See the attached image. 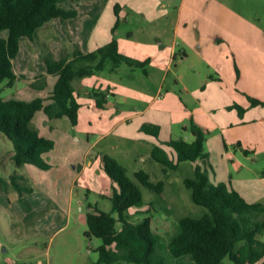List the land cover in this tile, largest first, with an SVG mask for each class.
<instances>
[{
  "label": "rangeland",
  "instance_id": "rangeland-1",
  "mask_svg": "<svg viewBox=\"0 0 264 264\" xmlns=\"http://www.w3.org/2000/svg\"><path fill=\"white\" fill-rule=\"evenodd\" d=\"M99 1L101 8L96 9V16L105 12L102 9L105 1ZM201 1L191 0L188 6L192 9L205 7L209 14L211 10L215 12V7L211 8L214 1L215 4L224 3L230 9H226V23L207 20V16L203 18L209 28L216 30L220 27L222 42L219 37H211L209 42L205 39L203 48L199 49L201 43H187L178 37V57L170 70L162 69L154 61L145 67L125 62L113 70L109 61L96 74L76 79L74 86L81 103L76 125L68 116L52 119L43 109L36 112L32 125L56 142L55 147L45 154L49 167L18 166L12 158L13 141L0 132V264H94L99 260L103 239L86 236V213L93 211L90 205L96 203L103 210H112V201L104 195L105 186L109 184L103 161L106 154L123 164L131 178L136 171L143 169L150 174L151 180L165 181L162 192L138 181L145 205L130 210L134 221L153 215L154 227L163 235V243H168L179 219L198 216L205 211L204 207L195 204L191 189L185 184V179L194 175L198 164L207 168L213 183L225 182L248 201L264 203V0ZM216 8L220 11L222 7ZM129 10L131 21L122 18L114 31L117 19L112 26L109 22V14H115L112 6L105 14L106 22L104 18L96 25L97 31L108 25L110 30L106 36L110 33L119 40L130 28L142 23L139 11L135 7H129ZM60 18L65 23L63 29L62 24L50 22L39 28L34 40L21 38L20 51L14 59L20 77L13 86L3 84L2 96L27 100L42 96L51 100L58 76L48 72L44 57L50 54L54 59H60L73 56L77 49L90 51L97 48L94 40L90 43L89 36L81 42L77 40L70 31L72 23ZM87 18L89 22L92 17ZM191 19L189 24L184 23V27L192 25ZM196 27L198 29V24ZM8 34L9 31L4 30L0 36ZM139 34L150 35L149 31ZM168 37L171 43V33ZM120 41L122 47H127L125 39ZM222 44L232 48V76L227 73L230 80L234 81L236 77L235 81L242 90H251L249 92L263 103L254 104L250 96L235 91L226 75L224 80L221 79L218 59ZM183 49L188 52L185 59L179 52ZM37 83L43 84V88L36 87ZM207 84L208 90L204 91ZM185 85L191 91H186ZM95 91L110 93L105 108L96 106ZM168 92V97L171 94L177 96V102L167 104L162 100L161 94L164 96ZM239 97L247 99L243 117L247 115L250 122L224 130L220 125L222 119L216 118V110L226 113L228 121L238 117L237 122L243 118L235 106L243 104ZM194 113L208 130L206 149L210 154L196 162L183 161L177 168L166 171L153 159L152 149L160 143L170 156L176 155L166 141L179 137L192 141L191 130L184 127L190 126ZM145 122L160 124L158 137L141 129ZM15 173L27 177L19 180L23 184H32L34 192H23L22 195L15 189L10 183L11 175ZM151 202L154 206L147 211ZM122 225L117 221V228ZM163 243L160 252L169 264L176 258L166 251ZM122 264L134 263L123 260ZM222 264L235 263L227 257Z\"/></svg>",
  "mask_w": 264,
  "mask_h": 264
},
{
  "label": "trees",
  "instance_id": "trees-1",
  "mask_svg": "<svg viewBox=\"0 0 264 264\" xmlns=\"http://www.w3.org/2000/svg\"><path fill=\"white\" fill-rule=\"evenodd\" d=\"M64 1L0 0V33L9 31L7 36H0V132L13 141L12 158L20 167L26 164L42 168L50 166L45 154L55 147L56 142L32 125L37 111L43 109L52 119L68 116L76 125L81 107L74 86L76 79L96 74L109 61L113 70L125 62L145 67L149 61L126 54L121 50L117 38L113 37L107 44L94 50L77 49L71 57L54 59L50 54L44 57L48 72L58 76L51 100L47 101L42 96L29 100L2 96L3 84L13 86L20 77L15 70L14 59L19 54L21 38L34 40L39 28L51 19H68L78 14L77 8L65 7L62 4ZM120 8L117 4L116 26ZM42 85L35 84L38 88H43ZM95 96L96 106L104 108L107 94L95 91ZM250 99L254 104L263 103L253 96ZM235 106L240 114L244 113L243 106ZM141 129L157 137L160 134V125L156 123L145 122ZM184 129L191 130L194 136L192 141L184 137L166 141L176 155L170 156L160 143L152 149L153 159L161 163L166 171L177 168L183 161L196 162L209 156L206 149L208 130L193 117L190 126ZM103 161L109 181L104 195L112 201V210H103L96 203L90 205L94 210L86 213V236L103 239L99 247L100 258L94 264H122L123 260L134 264H167L160 252L163 235L154 227V216L146 215L134 221L130 212L134 207L145 205L140 183L162 192L165 181L151 180L150 174L143 169L136 171L134 178H131L126 167L108 154L104 155ZM21 177L27 178L20 173L11 175L10 183L22 195L23 192H34L32 184H23L19 180ZM185 184L191 189L195 204L204 207L205 211L198 216L189 215L179 219L168 243H163L166 251L176 258L170 260L169 264H222L227 257L235 264H264V203L248 201L225 182L213 183L207 168L200 164L195 167L194 175L185 179ZM153 206L151 202L147 211ZM117 221L123 223L120 229L116 226Z\"/></svg>",
  "mask_w": 264,
  "mask_h": 264
},
{
  "label": "crops",
  "instance_id": "crops-1",
  "mask_svg": "<svg viewBox=\"0 0 264 264\" xmlns=\"http://www.w3.org/2000/svg\"><path fill=\"white\" fill-rule=\"evenodd\" d=\"M104 1L105 3L102 4V9H104L105 12L100 13V16L95 15L96 9L101 8V4L99 0H65L64 2H62V4L65 7L68 8L72 7L78 9V14L75 17L66 19V22L68 21L72 23L73 28H71L70 31L77 38V40L82 41V39H85L87 36H89L90 43L94 40L95 45L97 47L103 45V43L106 41L109 42L113 38V35L108 33V36H106V33L108 32V30H110V26L113 25L114 23L113 21L116 19L118 20V15L116 13V5L119 4L121 6L119 12V22L122 18L126 22L131 21V17H129L130 15L129 7H135L139 11V14H141L139 20L142 21V23L138 27L136 28L132 27L130 28L129 31L125 32L126 34L124 36H120L118 42L120 41V39H125L126 40L125 44L127 45V47H122V43L120 41L119 45L121 50L126 54L140 60L149 59L148 64L154 61L164 70H170L178 57V48L176 44V39L178 37L183 38L184 40L187 41V43L192 42L193 44H195L196 41L197 43H201L200 48L197 46L199 49L203 48L202 43L205 41V39H207V41L209 42L211 37L214 38L219 37L218 40L220 42L223 41L220 38L222 37L220 27L217 28L216 30L213 28H209V23L203 22V18L207 16L208 17L207 20L208 19L211 21L216 20L226 23L228 16V12L226 9L229 8L225 7L224 3L223 5L220 2L215 4V2L213 1V5L211 8L215 7V12L211 10L209 11V14H207L208 10L205 7L199 6L196 7V9L190 8L188 4L190 3L191 0H178V2L177 0H104ZM204 1L205 0H202L201 3ZM112 6H114L115 14H111V15L109 14L110 26L104 25L102 30L97 31L96 25L100 23L102 19L105 18L106 12L111 10ZM217 6L222 7L220 11H217L216 8ZM233 14L234 16H238L234 12ZM211 15H213L214 17L213 16L210 17ZM87 17H92L89 20V22H87L88 21ZM190 19L192 25L190 27H184L185 25L184 23L189 24ZM50 22H53L54 25L62 24L61 27L62 29L65 27V23L61 21L60 17L53 18V21L52 20L48 21L44 26H48ZM105 22H106V18H105ZM197 24H198V29L196 27ZM210 24H213V22ZM146 31H149L150 33L148 37L143 36V34L142 35L139 34V32H146ZM170 33H171V38L173 39L171 43L170 40H168L170 39V37H168ZM221 48H222V52L218 59L219 61L218 71L222 73L221 79L224 80L226 75V78L227 80H229V83L232 86L234 85L233 87L235 91L236 89L238 91H242L247 95V97L249 96L257 97L255 96V94L249 92L251 90H247V89L242 90V88L238 86L237 84L238 82L235 81L236 77L234 78V81L233 79L230 80L228 74L232 76V69H231L232 63L230 61L232 59L231 56L232 48L231 46L229 47L226 44H222ZM179 52L181 54L183 53L182 55L183 59H185L188 56V52L186 49L180 50ZM69 57L71 56L69 55ZM146 71H148L147 68ZM221 79H216V80H221ZM207 86H209V84H207L206 86L204 85L203 87V89H205L204 91L208 90ZM185 89L186 91H191L190 87L187 85H185ZM194 91H196V89ZM219 91H225V90L220 89ZM169 94L170 92H168V94L164 96L163 94H161L163 97L162 100L163 101L165 100L164 102H167V104H173L177 102L178 100L177 96L171 94V97H168ZM108 96H110V93L107 94V97ZM240 98L243 99V104H241V106L244 105L243 107H245L247 103V99L245 97H239L238 99ZM160 107L163 108L162 106ZM218 111L220 110H216V118L222 119L223 122L221 121L220 125L221 127H224V130L225 127H233L238 124H247L248 122H250L249 119L247 118V115H244L243 117L244 113L240 114V112H238L239 116L243 118L237 120L236 122V119L238 117H234V114H231L234 118H231L228 121V119H225L228 115L223 111H221V113ZM187 113L190 112L187 111ZM192 117L199 124H202L203 122L202 119L199 118L197 115H195V113L194 116ZM151 123H155V122H151ZM222 139L224 140V142L226 141L224 134ZM238 141H240V139H238ZM90 163L92 162L90 161Z\"/></svg>",
  "mask_w": 264,
  "mask_h": 264
},
{
  "label": "built area",
  "instance_id": "built-area-1",
  "mask_svg": "<svg viewBox=\"0 0 264 264\" xmlns=\"http://www.w3.org/2000/svg\"><path fill=\"white\" fill-rule=\"evenodd\" d=\"M1 253H2V251H1V249H0V255H1Z\"/></svg>",
  "mask_w": 264,
  "mask_h": 264
},
{
  "label": "water",
  "instance_id": "water-1",
  "mask_svg": "<svg viewBox=\"0 0 264 264\" xmlns=\"http://www.w3.org/2000/svg\"><path fill=\"white\" fill-rule=\"evenodd\" d=\"M4 250H6V247H4Z\"/></svg>",
  "mask_w": 264,
  "mask_h": 264
}]
</instances>
